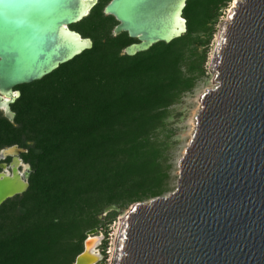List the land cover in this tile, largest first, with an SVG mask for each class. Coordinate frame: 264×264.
Returning a JSON list of instances; mask_svg holds the SVG:
<instances>
[{"label":"water","instance_id":"obj_1","mask_svg":"<svg viewBox=\"0 0 264 264\" xmlns=\"http://www.w3.org/2000/svg\"><path fill=\"white\" fill-rule=\"evenodd\" d=\"M188 0H110L113 36L132 57L187 32ZM98 0H0V112L13 122L16 87L42 80L93 46L71 30ZM214 87L200 96L175 189L134 203L111 264H264V0H234L209 61ZM16 145L0 150V205L28 187ZM27 166L25 171L19 168ZM118 211L104 208L102 216ZM97 229L74 264H97Z\"/></svg>","mask_w":264,"mask_h":264},{"label":"trees","instance_id":"obj_2","mask_svg":"<svg viewBox=\"0 0 264 264\" xmlns=\"http://www.w3.org/2000/svg\"><path fill=\"white\" fill-rule=\"evenodd\" d=\"M105 1L72 25L92 48L16 87L13 122L0 115V150L25 149L20 157L31 169L26 191L0 205V264H74L86 233H107L115 220L116 211L102 216L105 207L123 210L171 192L153 132L193 87L186 51L208 45L232 0H188L187 32L132 57L122 52L135 40L112 35ZM204 61L205 54L201 74Z\"/></svg>","mask_w":264,"mask_h":264},{"label":"rangeland","instance_id":"obj_3","mask_svg":"<svg viewBox=\"0 0 264 264\" xmlns=\"http://www.w3.org/2000/svg\"><path fill=\"white\" fill-rule=\"evenodd\" d=\"M233 1L234 0H232L227 5V7L223 9L220 13L221 15L219 16L217 24H215L213 27V35L208 45L204 47L199 45H192L186 51L187 65L183 67V69H186L187 75L195 77L193 87L190 91L181 94L178 100L173 105L167 108L165 118L161 126H159L153 132V138L156 139L157 144L160 146L161 161L166 167H168L170 173L171 181L169 189L171 191H173L176 186V178L178 174V160L182 156L184 149L187 146L189 140L191 139L195 128L194 118L200 108V96L207 89H211L215 85L214 74L209 71V61L216 44L220 24L222 23V21L227 19L231 7H233ZM105 3L106 1L101 4L102 8ZM70 29H73L72 26H70ZM204 54L205 61L202 65L204 73L201 74L200 62ZM190 63H194V71H190ZM1 114L2 113L0 112V115ZM10 161L11 158H7L3 162L9 164ZM20 171H23L22 167L20 168ZM166 194L167 193H165L164 195ZM148 201L149 200H145L143 202ZM132 205L133 204L127 206L123 210L118 209V211H116L117 216L115 217V220L109 224L107 228V233H105V231L101 228L96 230L97 233L95 235L102 237L100 244L96 248L97 252H99V254L101 255V260L98 261L97 264L112 263L115 241L121 225V221L129 213Z\"/></svg>","mask_w":264,"mask_h":264},{"label":"flooded vegetation","instance_id":"obj_4","mask_svg":"<svg viewBox=\"0 0 264 264\" xmlns=\"http://www.w3.org/2000/svg\"><path fill=\"white\" fill-rule=\"evenodd\" d=\"M100 1H101V0H98V2H97V4L95 5V7L98 6V4L100 3ZM109 1H110V0H108V2H109ZM108 2H106L105 5L103 6V8H102V14H103L104 7L106 6V4H107ZM95 7H94V8H95ZM103 16H105V15L103 14ZM105 17H109V16H105ZM19 158L21 159L20 156H19ZM21 160H22V159H21ZM3 161H4V160L0 161V163H5V162H3ZM22 162H23V160H22ZM23 163H24V162H23Z\"/></svg>","mask_w":264,"mask_h":264},{"label":"bare ground","instance_id":"obj_5","mask_svg":"<svg viewBox=\"0 0 264 264\" xmlns=\"http://www.w3.org/2000/svg\"><path fill=\"white\" fill-rule=\"evenodd\" d=\"M26 167H27V166H25V165L23 166V171L26 170ZM19 171H20V168H19ZM20 172H22V171H20Z\"/></svg>","mask_w":264,"mask_h":264}]
</instances>
